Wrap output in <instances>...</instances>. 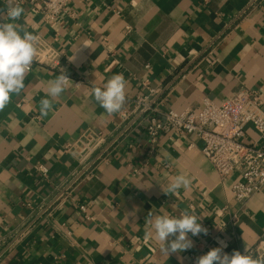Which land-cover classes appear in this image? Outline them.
<instances>
[{"label": "crops", "instance_id": "obj_1", "mask_svg": "<svg viewBox=\"0 0 264 264\" xmlns=\"http://www.w3.org/2000/svg\"><path fill=\"white\" fill-rule=\"evenodd\" d=\"M10 4L24 9L16 23L57 64L34 63L0 111V264H195L215 247L264 255V191L239 204L231 190L239 175L221 178L196 135L161 136L152 149L145 122L135 117L124 132L119 118L147 93L145 82L177 112L251 91L264 101V0H75L49 23L20 0H0V12ZM62 73L65 91L42 116L48 82ZM118 73L128 81L126 102L109 116L92 91ZM89 131L108 145L84 174L64 150ZM247 134L258 139L252 128ZM180 174L190 187L165 193ZM184 210L207 235L189 233L191 249L162 254L148 213Z\"/></svg>", "mask_w": 264, "mask_h": 264}, {"label": "built area", "instance_id": "obj_2", "mask_svg": "<svg viewBox=\"0 0 264 264\" xmlns=\"http://www.w3.org/2000/svg\"><path fill=\"white\" fill-rule=\"evenodd\" d=\"M74 1L20 0L30 3L47 23L56 21ZM56 61L52 52L44 49L37 51L31 68L34 63L56 66ZM143 85L147 93L134 100V110L119 114L122 131H128L135 117L141 119L146 123L144 130L152 149L161 136L196 135L202 143V154L221 178L239 175L231 188L236 202L244 205L264 191V101L259 92L241 93L222 104L204 98L199 111L177 112L167 107L161 87L151 88L147 82ZM248 128L258 134L256 141L249 140ZM107 145L105 136L89 131L77 143L66 145L64 151L82 166L85 174L104 160ZM34 169L48 177L45 165L36 164Z\"/></svg>", "mask_w": 264, "mask_h": 264}, {"label": "clouds", "instance_id": "obj_3", "mask_svg": "<svg viewBox=\"0 0 264 264\" xmlns=\"http://www.w3.org/2000/svg\"><path fill=\"white\" fill-rule=\"evenodd\" d=\"M24 9L19 5H9L0 12V111L10 103L13 94L18 95L25 87L24 80L31 71V66L37 55L39 36L27 31L16 21L20 20ZM9 22H4V16ZM68 77L62 73L56 79L48 82L47 96L40 101V113L47 116L52 110L53 100L65 91ZM128 81L122 73L108 78L102 87H94L92 95L95 101L109 116L119 113L126 102ZM191 179L184 174L173 177L167 185V194H177L183 188L187 190ZM200 219L190 210H184L177 216L153 214L149 212L146 223L150 225L148 236L159 242L160 252L169 256L172 253H182L193 247L189 238L203 233L207 229L199 223ZM226 247V245H224ZM195 264H264V255H253L245 247L244 254L234 250L231 254L223 252L222 247H215L198 257Z\"/></svg>", "mask_w": 264, "mask_h": 264}]
</instances>
